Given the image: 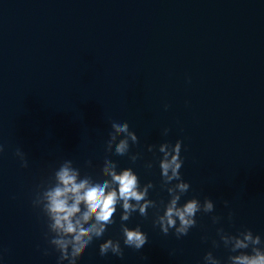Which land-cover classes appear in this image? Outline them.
Here are the masks:
<instances>
[{"label":"water","instance_id":"1","mask_svg":"<svg viewBox=\"0 0 264 264\" xmlns=\"http://www.w3.org/2000/svg\"><path fill=\"white\" fill-rule=\"evenodd\" d=\"M113 117L138 137L135 165L104 147ZM177 140L190 184L182 202L208 198L214 212L198 214L179 240L153 228V210L133 214L129 227L148 236L141 250L100 257L94 240L75 264H201L208 251L223 261L226 250L211 247L217 227L264 239V0H0L4 264H56V251H38L45 221L31 207L52 168L70 159L97 174L108 154L151 181L149 198L159 200L158 168L143 167L159 154L146 147ZM105 238H120L118 219Z\"/></svg>","mask_w":264,"mask_h":264},{"label":"clouds","instance_id":"2","mask_svg":"<svg viewBox=\"0 0 264 264\" xmlns=\"http://www.w3.org/2000/svg\"><path fill=\"white\" fill-rule=\"evenodd\" d=\"M109 123L104 138L106 151L110 150L112 156H127L135 165L142 158L141 153L130 151L138 143L137 135L125 121L113 117ZM167 132L165 129L163 134L167 135ZM154 148L159 155L154 161H145L143 167L150 171L155 164L158 168L159 190L166 193V197L159 200L149 198L150 191L156 187L151 181L142 184L133 167L119 168L108 154L103 156L97 174L82 171L70 159L52 168L34 187L31 199V207L45 221L46 247L38 251L44 256L49 255L50 250L56 251V264H75L80 253L95 240L102 241L98 243L100 257L111 255L122 259L124 248L139 251L148 242V236L139 224L129 227L133 214L147 218L148 210H153V228H158L165 236L171 233L179 240L196 226L198 214L213 213L214 204L208 198L201 201L193 197L182 202L190 184L182 178L180 171L184 165L181 141L148 145L146 151L153 153ZM4 152L5 145L0 142V156ZM13 157L21 168L28 167L26 156L19 148ZM231 218L229 212L227 219L231 221ZM117 219L120 238H105L106 231L117 223ZM210 220L217 225L221 217L211 215ZM216 237L211 240V247H223L228 255L222 261L208 251L201 264H264V239L259 234L249 229L231 234L217 227ZM202 240H207V236ZM0 264H4L2 253Z\"/></svg>","mask_w":264,"mask_h":264}]
</instances>
